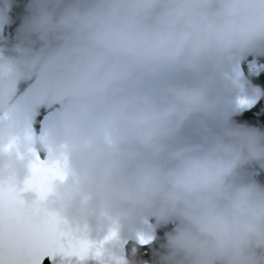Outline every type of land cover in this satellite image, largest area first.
I'll list each match as a JSON object with an SVG mask.
<instances>
[{
    "label": "clouds",
    "instance_id": "clouds-1",
    "mask_svg": "<svg viewBox=\"0 0 264 264\" xmlns=\"http://www.w3.org/2000/svg\"><path fill=\"white\" fill-rule=\"evenodd\" d=\"M17 6L0 0V183L36 200L44 153L64 176L40 203L74 234L151 217L173 225L151 264H264V130L225 100L234 62L264 56V0H24L8 37Z\"/></svg>",
    "mask_w": 264,
    "mask_h": 264
},
{
    "label": "snow or ice",
    "instance_id": "snow-or-ice-1",
    "mask_svg": "<svg viewBox=\"0 0 264 264\" xmlns=\"http://www.w3.org/2000/svg\"><path fill=\"white\" fill-rule=\"evenodd\" d=\"M24 190L37 193V199L25 202L13 185L0 183V264H40L45 255L86 257L90 252L100 257L102 248L87 237L66 229L62 220L40 203L51 180L63 179L59 161L37 158ZM109 233L105 239H110Z\"/></svg>",
    "mask_w": 264,
    "mask_h": 264
},
{
    "label": "water",
    "instance_id": "water-1",
    "mask_svg": "<svg viewBox=\"0 0 264 264\" xmlns=\"http://www.w3.org/2000/svg\"><path fill=\"white\" fill-rule=\"evenodd\" d=\"M241 59L242 57L234 62L232 71L226 81L225 100L232 105L233 111L231 117L243 110L250 109L263 96V90L260 85L252 82L245 74L241 65ZM55 110L56 106H53L52 108L43 111L37 120V125L35 126L33 124V130L37 133L41 132ZM40 156L41 159H44V153L40 154ZM152 221L153 218L146 217L144 222L138 228L126 233H121L117 237H111L110 239H105V237L108 236L107 232H104L95 240H93L91 236L87 237L102 248V254L98 258L91 252L82 259L75 255L65 256L62 253H56L51 256H43L40 260V264H42L44 260L49 264H108L107 251L109 249H121L123 251V257L127 261L128 258L125 248L127 243L145 245L154 238L156 229L153 226L154 223ZM141 237H144L146 242L141 243ZM149 237H151V239H148Z\"/></svg>",
    "mask_w": 264,
    "mask_h": 264
},
{
    "label": "trees",
    "instance_id": "trees-1",
    "mask_svg": "<svg viewBox=\"0 0 264 264\" xmlns=\"http://www.w3.org/2000/svg\"><path fill=\"white\" fill-rule=\"evenodd\" d=\"M23 3L24 0H18V6L15 8H10L9 11L12 15V17L14 18V23L12 25L9 26L8 31H10V34L12 35L14 32V27L15 24L19 23V19L18 16L19 14L23 11ZM10 35V37H11ZM249 55L244 56V58H247ZM254 56V55H252ZM256 59L258 61H261L262 59H264V56H255ZM244 58L241 62L242 67H244ZM245 69V67L243 68ZM248 76L249 79H251L252 82L258 83L260 85V87L263 90V98H264V70H260L258 73L256 74H251L249 72H247L246 70H244ZM43 109L41 108L35 121L33 122V124L36 126L37 125V120L40 117L41 113H42ZM231 120L238 122V123H246V124H251L254 125L256 128L264 130V100H259L253 107H251L249 110H243V112L238 113L236 115H234ZM42 154V153H41ZM257 180L261 183H264V172H262L260 174V176H258ZM154 223V220L152 221ZM173 227L172 224H169L167 226H163V227H155V236L152 239V241H150L149 243L142 245V246H134V248L130 247L131 243H127L125 245L126 251H127V255L130 256L129 260L131 259H135V260H147L150 261L152 260L153 257V250L154 249H158L160 247V243L163 242V237H164V233L166 231L171 230V228ZM157 237L159 239H157ZM132 251H135V253L132 255ZM132 255V256H131ZM42 264H48V262L46 260L43 261Z\"/></svg>",
    "mask_w": 264,
    "mask_h": 264
},
{
    "label": "rangeland",
    "instance_id": "rangeland-1",
    "mask_svg": "<svg viewBox=\"0 0 264 264\" xmlns=\"http://www.w3.org/2000/svg\"><path fill=\"white\" fill-rule=\"evenodd\" d=\"M243 63L245 67L244 70H246L247 72L251 74H256L260 70H264V59H262L261 61H258L255 56L249 55L247 58H244ZM262 100H264V98ZM53 106L55 105L44 106L42 107V109L46 110V109L52 108ZM248 125L255 127L254 125H251V124H248ZM262 172H264V168H261L258 165H251L248 168L249 176L256 180Z\"/></svg>",
    "mask_w": 264,
    "mask_h": 264
},
{
    "label": "flooded vegetation",
    "instance_id": "flooded-vegetation-1",
    "mask_svg": "<svg viewBox=\"0 0 264 264\" xmlns=\"http://www.w3.org/2000/svg\"><path fill=\"white\" fill-rule=\"evenodd\" d=\"M10 14H11V13H10ZM5 35H7L8 37H10V35H11V34H10V31L7 30V32L5 33ZM134 246H137V245H136V244H133V243L130 244V247H131V248H134ZM139 246H142V245H139ZM126 252H127V251H126ZM133 252L135 253V251H132V255L134 254ZM132 255H131V256H132ZM127 257H128V260H129V257H130V256L127 255ZM143 261L147 262V264H151L150 261H147V260H143ZM48 264H49V263H48Z\"/></svg>",
    "mask_w": 264,
    "mask_h": 264
},
{
    "label": "bare ground",
    "instance_id": "bare-ground-1",
    "mask_svg": "<svg viewBox=\"0 0 264 264\" xmlns=\"http://www.w3.org/2000/svg\"><path fill=\"white\" fill-rule=\"evenodd\" d=\"M241 112H243V111H241Z\"/></svg>",
    "mask_w": 264,
    "mask_h": 264
}]
</instances>
